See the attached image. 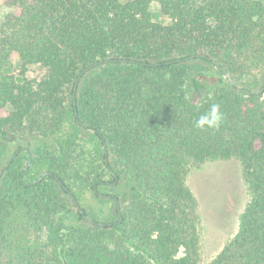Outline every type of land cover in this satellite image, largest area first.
Returning <instances> with one entry per match:
<instances>
[{"label": "trees", "instance_id": "obj_1", "mask_svg": "<svg viewBox=\"0 0 264 264\" xmlns=\"http://www.w3.org/2000/svg\"><path fill=\"white\" fill-rule=\"evenodd\" d=\"M3 3L0 171L26 161L0 179V264H202L188 174L231 159L248 201L207 264H264V0ZM213 103L221 126L197 129ZM116 181L117 219L85 221L83 192Z\"/></svg>", "mask_w": 264, "mask_h": 264}, {"label": "rangeland", "instance_id": "obj_2", "mask_svg": "<svg viewBox=\"0 0 264 264\" xmlns=\"http://www.w3.org/2000/svg\"><path fill=\"white\" fill-rule=\"evenodd\" d=\"M121 1L125 2L128 0ZM10 11L11 9L4 5L3 0H0V20ZM150 12L152 20L155 23L164 25L169 22L161 14L157 4L153 3L150 6ZM18 63L17 60L13 62V74L17 73ZM257 88L259 87H255L254 89ZM82 136L88 140L86 133H83ZM24 141L22 142L24 143L23 145L28 147L29 144L30 149L34 148L36 141H41L51 146L55 144V139L43 141L41 138H34V136ZM12 154L13 150H10L5 156L4 161ZM18 155L21 163H25V155L18 153L16 156ZM116 183L117 181L112 185L110 184L113 188L112 190L100 188L97 192L100 199H97L92 193L84 191L81 203H77V209H84L89 215L96 218V222L99 223L115 221L117 216L113 208L114 202L111 200L103 201V199L108 200L109 198H103L100 195L107 196V194L115 192ZM187 183L198 203L201 261L202 264H207L238 230L240 214L248 201L242 168L235 159L207 161L198 167L191 166ZM119 193L122 195L125 194V191L120 190ZM85 217L91 219L88 216H84V219ZM67 221H75V215L71 214Z\"/></svg>", "mask_w": 264, "mask_h": 264}, {"label": "clouds", "instance_id": "obj_3", "mask_svg": "<svg viewBox=\"0 0 264 264\" xmlns=\"http://www.w3.org/2000/svg\"><path fill=\"white\" fill-rule=\"evenodd\" d=\"M224 116L219 104H211L195 121V127L201 131L217 130L223 122Z\"/></svg>", "mask_w": 264, "mask_h": 264}, {"label": "water", "instance_id": "obj_4", "mask_svg": "<svg viewBox=\"0 0 264 264\" xmlns=\"http://www.w3.org/2000/svg\"><path fill=\"white\" fill-rule=\"evenodd\" d=\"M191 58H194V56H191ZM96 64H97V63L91 65L89 68H92V67L95 66ZM87 70H88V69H85L84 71H82V72L80 73L79 77L76 79V81H75V83H74V92L76 91L77 84H78V82H79V79H80L81 75H82L84 72H86ZM223 75H224V77H227V78L229 79V82H230L234 87H237V84H236V83H235V82L229 77V75H228L227 73H224ZM238 91H244V90L238 88ZM263 91H264V88H263V89H260V91H258V93H262ZM73 99H74V103H75V94H74ZM77 123H78V120H77ZM25 150L27 151L28 149H25ZM104 151H105V154H107V148H106V145H104ZM16 155H17V153H16L15 155H13L12 160L15 159ZM12 160L9 161V163H7V164L5 165V167H4V169H3L2 171H0V179H1L2 175H3V173L5 172V170L7 169V167H8V166L10 165V163L12 162ZM31 162H32V157H30L29 165L31 164ZM100 196L103 197V198H109V196H106V195H100ZM75 203H76V201H75ZM76 205H77V204H76ZM77 207H78V206H77ZM85 219H86L87 222H89V223H91V224H94V225H97V226H99V227H105V226H106V224H104V223H99V222L93 221V220H91V219H89V218H87V217H85Z\"/></svg>", "mask_w": 264, "mask_h": 264}]
</instances>
